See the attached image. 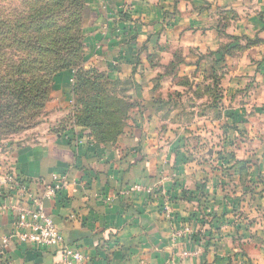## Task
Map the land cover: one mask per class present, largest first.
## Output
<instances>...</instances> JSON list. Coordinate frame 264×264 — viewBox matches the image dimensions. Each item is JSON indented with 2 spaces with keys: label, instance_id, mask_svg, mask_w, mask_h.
<instances>
[{
  "label": "crops",
  "instance_id": "0c3cea01",
  "mask_svg": "<svg viewBox=\"0 0 264 264\" xmlns=\"http://www.w3.org/2000/svg\"><path fill=\"white\" fill-rule=\"evenodd\" d=\"M85 4V62L111 80L130 78L127 98L137 102L121 133L97 142L74 122L72 73L64 71L53 93L60 106H49L31 140L11 153V168L36 190L65 174L67 187L45 201L62 244L84 254L79 264H264V0ZM214 77L221 106L206 107L216 118L190 125H218L221 137H200L187 151L185 126L174 133L181 123L156 101L204 91ZM218 140L240 146L217 156ZM248 179L257 191L249 206L240 198ZM134 183L145 189L126 192ZM12 221L0 214V241ZM60 262L58 248L11 243L0 252V264Z\"/></svg>",
  "mask_w": 264,
  "mask_h": 264
},
{
  "label": "rangeland",
  "instance_id": "374dc122",
  "mask_svg": "<svg viewBox=\"0 0 264 264\" xmlns=\"http://www.w3.org/2000/svg\"><path fill=\"white\" fill-rule=\"evenodd\" d=\"M85 6V0H0V22L2 23H0V85L5 87L4 84H8L7 87L11 89L14 82L28 81L38 76L45 78L47 82L42 86L43 93H40L41 95L39 94L34 101L35 105L33 104L32 107L37 106L35 111L31 110L30 106H0V173L11 168L9 165L12 158L11 153L17 150L21 143L31 140L33 131L48 117L49 106H60L56 105L53 93L57 81L64 75V70L56 72L57 67L53 68L56 56L51 50L59 47L61 42L69 45L68 49L73 48L79 42L80 48L76 51V61L81 54L82 62L79 64L84 70L81 73L83 78H87L89 74L87 72L90 69L100 72L97 67L88 64L84 59L87 49ZM72 41L74 43L70 45ZM62 55L63 53L59 56ZM33 65L36 68L31 70ZM22 69L25 73H21ZM103 82L105 81H99L100 86L95 90L100 93L102 100L108 103H111L113 99L118 100L117 106H136V100L132 101L130 96L129 99L125 98L135 85L130 78L121 80L119 83L116 81ZM84 90L90 94V86L85 87ZM87 93L74 96L72 106H85V102H91ZM7 94L6 90L0 89L1 105L11 102ZM220 102L219 97L214 99L213 96L210 97L198 89L194 91V94L187 95L171 92L162 101H156V106H168L163 116L168 112L170 114L167 115L171 120L181 123V126L176 127L175 130L171 128L174 133L177 129L188 126L183 127V130L181 128V134L185 133L187 136L186 150L189 151L191 147L192 150L194 149L195 142H199L200 137L214 136L216 139L221 137V129L216 127L218 125H215L213 130L209 124L205 123L206 120H215L218 112L214 107L212 110H207L206 106H221ZM199 117L202 119L207 117V119L191 127L190 124L199 121L195 120ZM120 118L123 119V117ZM217 142L215 146L217 156L240 146L238 142H235L234 148L231 145L225 149L219 140ZM203 147L202 150L206 151L208 145L203 144ZM217 156L213 165L217 166L215 170H219L218 166H221L220 162H217L219 160ZM192 158L185 156L181 161ZM249 162L255 161L250 160ZM253 176L252 182L254 183L257 180V174ZM248 182L249 186L240 198L249 206L257 202V191L251 187V179H248ZM248 208L243 211L246 216Z\"/></svg>",
  "mask_w": 264,
  "mask_h": 264
},
{
  "label": "built area",
  "instance_id": "2783aa9c",
  "mask_svg": "<svg viewBox=\"0 0 264 264\" xmlns=\"http://www.w3.org/2000/svg\"><path fill=\"white\" fill-rule=\"evenodd\" d=\"M74 83V78L71 77ZM67 187L65 174H52L51 182L40 190L31 186L28 177L13 168L0 173V214L13 217L9 231L1 236L0 252L11 243L31 244L39 248H58L61 252L59 264H79L85 259L84 254L73 247L62 244L59 227L46 211L45 201L53 200ZM145 189L139 183L128 187L126 192ZM147 191H151L150 188ZM165 211H168V199H165ZM189 230L182 226L174 233L180 236Z\"/></svg>",
  "mask_w": 264,
  "mask_h": 264
},
{
  "label": "trees",
  "instance_id": "16d2710c",
  "mask_svg": "<svg viewBox=\"0 0 264 264\" xmlns=\"http://www.w3.org/2000/svg\"><path fill=\"white\" fill-rule=\"evenodd\" d=\"M72 43L74 42L72 41L69 44L71 45ZM68 47L69 45L65 42H61L59 47L51 50L52 54L56 56L53 68L57 67L58 71L56 70V72L64 70L72 73V77L74 78L72 92L76 97L81 93H87L84 89L90 86V94H87L91 102H85V106H76L74 122L79 126L88 127L91 131V135L97 142L114 140L121 133L126 113L131 106H117L118 100L114 99L111 103H108V101L102 100L100 93L95 90L100 86L98 85L99 81H105L103 83H107V81H116L119 83V80H109L106 74L98 72L95 69L88 70L87 73L91 75L88 74L89 77L83 78V74L81 73L84 70H82V66L79 64L82 62L81 54L76 61V51L80 48V44L77 42L71 49H68ZM61 53H63V55L59 56ZM35 68L36 66L33 65L31 70ZM21 71V73H25V70L22 69ZM46 83L45 78L38 76L28 81L14 82L13 88L11 89L7 87L8 84H4L6 85L5 87L0 85V89L6 90L8 97L11 98V102H7L3 105L0 104V106H30V109L35 111L37 106L35 108L32 106L35 105L34 101L39 97L38 95L43 93L44 88H42V86ZM204 92L207 95L209 93V96H213L214 99L221 97L217 87L216 77L213 78V86L207 87ZM125 98H127V96H125ZM120 117H123V119Z\"/></svg>",
  "mask_w": 264,
  "mask_h": 264
}]
</instances>
